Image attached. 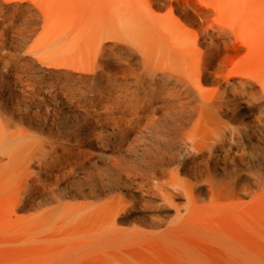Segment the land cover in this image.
Instances as JSON below:
<instances>
[{
	"label": "rangeland",
	"instance_id": "374dc122",
	"mask_svg": "<svg viewBox=\"0 0 264 264\" xmlns=\"http://www.w3.org/2000/svg\"><path fill=\"white\" fill-rule=\"evenodd\" d=\"M146 1L190 42L145 44L140 28L124 25L130 21L98 17L103 27L82 38L48 35V50H59L52 56L72 65L64 70L39 59L47 51L38 52L45 31L36 1L0 0V116L39 141L15 163L0 157V264H245L248 257L264 264V0H225L234 5L225 11L229 23ZM66 4L52 6L62 12ZM71 5L83 24L96 8ZM71 23L65 17L54 26ZM48 79L70 85L73 101L88 109L71 114L98 120L97 131L85 132L83 118L59 131L51 116L26 111L23 100L45 96L38 85ZM20 81L37 91L23 94ZM113 161L139 174L111 179ZM155 175L170 198L153 194Z\"/></svg>",
	"mask_w": 264,
	"mask_h": 264
},
{
	"label": "bare ground",
	"instance_id": "6f19581e",
	"mask_svg": "<svg viewBox=\"0 0 264 264\" xmlns=\"http://www.w3.org/2000/svg\"><path fill=\"white\" fill-rule=\"evenodd\" d=\"M37 5H39V13L40 17L42 18L44 24H43V30L45 31L42 36H40V39H43L42 43L40 44V48L38 52L47 51L44 53V56H40L41 62H48L51 67H54L55 69H68L71 67V63L68 62L65 59L58 58L55 59L54 56L58 53L59 50H48V46L52 42L51 39L48 37V35L51 37L53 35V31H57L55 34L68 37L72 34L74 36V39L82 38L85 36V32L89 28H96L99 25V29L103 27L104 23L111 24L114 23V20L116 16H119V18H122L125 21H130L129 24H124L125 26L129 27L131 32L137 31L138 28L142 30L143 36L140 37V40L144 42L145 44L148 42H155L159 39V37H163L165 39H169L172 41H184V42H190V39L186 37V35L182 32V29L180 27L175 26L177 30H170L169 28L165 27L163 24V20H160L156 16H154L151 13L152 7L146 0H66L67 4L64 6V11L60 12L57 7L56 9L52 6V3L55 4L56 0H35ZM87 2L91 6H94L96 8L89 9L86 11L88 15V22L87 24L84 23L83 17L79 16V10L74 9L71 5V2ZM170 4V8L172 9L174 5H176L178 8H180L184 13L189 15H197L201 16L202 13L205 14H213L216 16V18L213 20L214 22H225L229 23V15L226 16V9L231 7L233 9L234 5L227 6V3L225 0H168ZM96 3V4H95ZM129 4L133 8L132 10H128L127 8H124V5ZM66 11H70V14ZM70 18L72 23L70 26V29H58L54 25L58 23V21L61 18ZM96 17V18H95ZM103 19V22L99 20V18ZM97 19V22H96ZM206 24H208L209 27H212V25L209 24L210 21L204 20ZM235 26V32H237L238 27ZM238 26V25H237ZM84 27V28H83ZM125 27V28H127ZM109 39H115L116 37L112 36V34H109ZM117 38H121L123 40L129 41L133 43V38L129 35H119ZM18 42V41H17ZM15 45V44H14ZM75 45H70L68 47L69 52L76 50ZM140 51H142L145 55L153 56L154 52L152 50H148L145 48L144 50L139 47ZM146 56L148 59L149 57ZM2 61H0V64ZM6 68L8 70H5L4 73H7L11 71L10 66L6 63ZM4 68V67H3ZM18 69V68H17ZM34 79V76L32 77ZM39 78V77H35ZM32 79V80H33ZM46 79V78H45ZM28 81V80H27ZM37 81V79H36ZM63 81V80H62ZM20 89L23 94L25 93H33L37 91V87L33 83H25L23 81H20L19 83ZM42 88L44 90L45 96H39V99L37 102L34 100L30 101L29 99H25L23 101L29 103L28 105H25L26 111L28 113H32L35 118L37 116L44 117L46 120L45 115L51 116L53 119L50 122L56 129L59 131H63L64 128H66L69 123L70 119H74L77 121L79 118L85 119V123L83 125V128H85V132L89 133L92 130L97 131L98 127L101 126V124H98V120L88 121L87 118L83 117L80 113L79 114H71L74 110H81L83 112H87V108L82 105H77L73 98L71 97V87L68 84H65L63 82H50L43 80L39 82L38 88ZM59 94L64 95V100L60 101ZM15 96V95H14ZM24 97V96H23ZM48 97V98H47ZM50 98V99H49ZM63 99V98H62ZM10 100H14L17 106L19 107L22 105V102L19 101L18 97H11ZM54 106V107H52ZM27 108H36V111L27 109ZM192 108V106H190ZM194 108V107H193ZM78 112V111H77ZM171 112V111H170ZM167 113V112H166ZM148 133V132H147ZM33 135L27 134L23 132L21 129H18V132H15L12 130L9 123L0 116V157L1 158H7L9 161L17 162V158L19 157V154L22 153L25 149H30L33 145V142H39L33 140ZM40 140V139H38ZM41 141V140H40ZM133 147V146H132ZM131 146L121 145V149L127 150L131 153L133 151V148ZM79 151H73V154L77 156ZM67 155L71 154L67 151ZM156 162L158 164H163V157L161 154H159V157L155 158ZM66 164H68V160L65 161ZM66 164H62V166H66ZM111 167L115 169V173L111 174V179H115L116 177L120 175H136L139 174L138 169H135L133 167L128 168L127 166L125 168L121 167V164L117 161H113ZM118 167V168H117ZM127 169H131L132 172L126 171ZM125 170V171H124ZM100 175V174H99ZM98 175V179L102 181L101 176ZM132 177V176H131ZM109 179V183L112 184V180ZM104 180V179H103ZM154 180H156L155 185L151 187V190L153 194L161 196L163 199H167L171 197V193L165 188V184L163 183V180H160L158 176H154ZM174 182V180H173ZM148 192V191H147ZM119 209L112 212V219L110 222H112L113 225L116 224L118 220L119 215ZM191 261V262H190ZM248 263L245 264H256L254 259L252 257L247 258ZM190 264H206L205 262H202L201 260L197 258H193L189 260Z\"/></svg>",
	"mask_w": 264,
	"mask_h": 264
}]
</instances>
